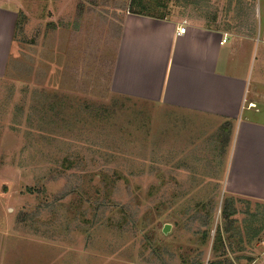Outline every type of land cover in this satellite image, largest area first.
<instances>
[{
  "label": "rangeland",
  "instance_id": "rangeland-1",
  "mask_svg": "<svg viewBox=\"0 0 264 264\" xmlns=\"http://www.w3.org/2000/svg\"><path fill=\"white\" fill-rule=\"evenodd\" d=\"M92 1L25 0L0 51V264H264V230L249 242L244 225L264 204L230 196L223 157L210 164L213 151L193 148L161 106L112 92L120 19ZM242 2L235 18L250 4L264 12V0ZM214 6L229 20L228 0L178 17ZM46 100L64 113L52 142L27 124ZM65 157L79 165L64 169ZM227 200L242 239L229 238Z\"/></svg>",
  "mask_w": 264,
  "mask_h": 264
},
{
  "label": "crops",
  "instance_id": "crops-1",
  "mask_svg": "<svg viewBox=\"0 0 264 264\" xmlns=\"http://www.w3.org/2000/svg\"><path fill=\"white\" fill-rule=\"evenodd\" d=\"M25 3L0 0V51L8 47L9 53ZM129 3H91L92 9L117 12L120 19L112 92L161 106L163 117L177 124L178 135L195 134L193 148L213 151L216 159L210 164L223 157L221 172L228 167L231 197L264 204V12L257 7L254 16L250 4L248 13L240 7L235 18L233 5L225 9L229 20L220 23L215 6L207 17L194 21L179 18L184 15L179 6L152 11V17L131 13ZM180 27L187 28L185 34L178 35ZM201 127L204 137L198 132ZM212 134H217L215 144H200V138ZM223 147H228L227 154L220 153Z\"/></svg>",
  "mask_w": 264,
  "mask_h": 264
},
{
  "label": "trees",
  "instance_id": "trees-1",
  "mask_svg": "<svg viewBox=\"0 0 264 264\" xmlns=\"http://www.w3.org/2000/svg\"><path fill=\"white\" fill-rule=\"evenodd\" d=\"M173 1H175L176 6H179L182 8L191 7L195 10H198V9L209 7L211 0H130L128 8H129V11L133 14L155 17L154 15H152L151 13L152 11H156L157 9L168 10L170 5H172ZM234 1L236 2L235 4H238V5L239 4L241 5L243 3L242 0H228L229 8L234 3ZM157 18H160V17H157ZM214 19L215 21L218 19L217 13ZM37 104L39 105L38 101H37ZM37 110L34 112L35 114L34 117L33 116L28 117V120H27L28 126L32 129V131H35L36 133H38V135L42 137L43 139L45 140L48 139L50 140V142L54 141V139H51L54 136V131L62 127L60 126V124L59 125L57 124L56 120L53 117L56 116V118L57 117L59 118V116H63L64 114L63 111L56 110V107L55 106L52 107V103L50 101L48 102L47 100L44 106H41L40 111H37ZM97 110L99 112H103L101 111L100 108H97ZM99 112H97V114ZM61 120H63V117ZM77 165H79V162L77 159H69L66 157L62 160V164H61V166L64 169H70ZM29 191L32 192L33 190L29 189ZM233 203L234 202H229L228 200L226 201L225 207L223 209V216H224L225 222H227L230 225L228 226L229 229H227V231L229 232L230 230H235L236 232L235 235H230L229 238L237 237V238L242 239V237L240 236L241 233L238 231V229H235V223L237 221L235 219H232L234 216L237 215L236 210L232 208ZM245 214H247V216L249 217L248 219L244 221L246 236L248 237L249 242H253V240L258 239L262 236L261 234L264 230V215L260 217L259 213L250 211L249 206ZM219 231H218V236L216 237V239L218 238L219 240H222L223 236L221 232ZM248 260L250 261V263L253 262V259L250 257ZM212 264H222V263L214 262Z\"/></svg>",
  "mask_w": 264,
  "mask_h": 264
},
{
  "label": "built area",
  "instance_id": "built-area-1",
  "mask_svg": "<svg viewBox=\"0 0 264 264\" xmlns=\"http://www.w3.org/2000/svg\"><path fill=\"white\" fill-rule=\"evenodd\" d=\"M187 28L186 27H180L178 29V35L180 34H185L186 33ZM228 41L227 37L222 41V44L226 43Z\"/></svg>",
  "mask_w": 264,
  "mask_h": 264
}]
</instances>
